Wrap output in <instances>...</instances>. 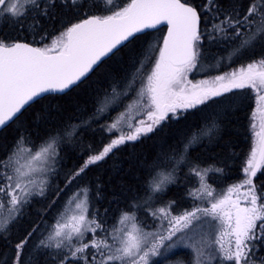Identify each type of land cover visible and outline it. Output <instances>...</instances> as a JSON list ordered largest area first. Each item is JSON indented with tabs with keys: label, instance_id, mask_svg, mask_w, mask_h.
Wrapping results in <instances>:
<instances>
[{
	"label": "snow or ice",
	"instance_id": "6c2138e0",
	"mask_svg": "<svg viewBox=\"0 0 264 264\" xmlns=\"http://www.w3.org/2000/svg\"><path fill=\"white\" fill-rule=\"evenodd\" d=\"M248 89L264 114V0H0V264H264V115L214 186ZM157 133L101 211L90 174Z\"/></svg>",
	"mask_w": 264,
	"mask_h": 264
},
{
	"label": "trees",
	"instance_id": "16d2710c",
	"mask_svg": "<svg viewBox=\"0 0 264 264\" xmlns=\"http://www.w3.org/2000/svg\"><path fill=\"white\" fill-rule=\"evenodd\" d=\"M226 55V54H225ZM241 61H237L231 67L224 68L222 67L220 71H231L232 67H239ZM242 62H247L246 58H242ZM113 61L106 62L105 65H102L100 69L90 78L86 84L91 83L92 81L97 80V78L103 73L104 69L111 65ZM218 74L216 72L210 73L208 75ZM201 75L206 76L205 73ZM194 76V74H191ZM200 76V75H199ZM241 91L247 97L251 96L250 99H246V103L243 107V110L238 114L239 119L235 127L231 128L230 135L226 136L225 139L231 140V146L227 150L229 158L226 160V179L223 181H217L214 186L222 187L226 183H231L235 180L238 175V170L242 168L244 160L247 155L250 153L251 148L253 147V122L252 115L256 105L255 95L252 94V90H234ZM192 111V110H189ZM114 114V113H113ZM168 129H165L167 131ZM11 131V129H9ZM163 135V133H157L155 136L148 134L147 137H141L138 142H130L128 147H121V150L116 152L114 156H111L107 159L106 163L100 164L99 168H95L93 173L90 175L95 178L96 175L100 176V183L103 185V198L97 199L95 201L96 205L100 207L103 211L104 207H109L110 214L115 211L117 205L115 203L109 204V200L112 197L114 192H118L121 183L132 184L134 183V174L130 171V167L136 164V157L143 156L145 154H150L156 147L158 139ZM212 151H217V149H211L208 152V155H211ZM114 165L116 167H114ZM259 175V173H258ZM191 183H195V179L191 178ZM211 182V181H210ZM74 188V186H73ZM73 188L68 190L69 193L73 191ZM182 188L170 187L165 198H175L181 204L185 203L182 199ZM63 203V201H61ZM55 210L49 214L47 219L51 222L52 218L55 216ZM185 250L181 249L177 251V255H184ZM175 258V257H173Z\"/></svg>",
	"mask_w": 264,
	"mask_h": 264
},
{
	"label": "rangeland",
	"instance_id": "374dc122",
	"mask_svg": "<svg viewBox=\"0 0 264 264\" xmlns=\"http://www.w3.org/2000/svg\"><path fill=\"white\" fill-rule=\"evenodd\" d=\"M192 74H194V76H191V74H189V79L202 80V79L206 78V76L201 75L202 73H192ZM213 75H216V74H213ZM137 111H138V109H136L135 106H134L133 109H132V114L136 115ZM262 115H264V114H262L261 111H260L259 102L256 101V105H255V108H254V111H253V115H252V122H253V125H254V128H255V131H254V134H253V145H254V141L258 139V137L255 136V133L260 131ZM137 118L139 119V118H142V117L138 116Z\"/></svg>",
	"mask_w": 264,
	"mask_h": 264
}]
</instances>
